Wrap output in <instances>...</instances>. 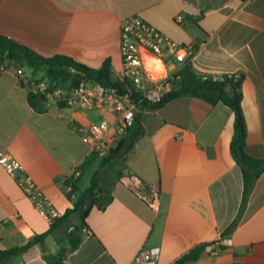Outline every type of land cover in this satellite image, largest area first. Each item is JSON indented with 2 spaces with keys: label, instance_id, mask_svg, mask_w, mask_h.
<instances>
[{
  "label": "crops",
  "instance_id": "crops-1",
  "mask_svg": "<svg viewBox=\"0 0 264 264\" xmlns=\"http://www.w3.org/2000/svg\"><path fill=\"white\" fill-rule=\"evenodd\" d=\"M128 14L192 43L200 79L242 75L244 150L264 156V0H0V34L89 66L108 58L116 71L118 24ZM27 93L11 70L0 73V151L22 165L58 215H41L0 166V250L35 237L0 264H49L58 254L62 264H144L135 255L155 247L153 264H169L198 242L213 252L203 249L192 264H264V170L241 203V173L228 148L232 110L214 91L138 107L121 159L113 151L98 156L80 138V127L113 120L111 111L42 99L36 109ZM94 171L108 200L90 203L83 223L73 211L61 216ZM130 173L157 188L152 203L124 183ZM71 233L79 235L74 247Z\"/></svg>",
  "mask_w": 264,
  "mask_h": 264
},
{
  "label": "built area",
  "instance_id": "built-area-1",
  "mask_svg": "<svg viewBox=\"0 0 264 264\" xmlns=\"http://www.w3.org/2000/svg\"><path fill=\"white\" fill-rule=\"evenodd\" d=\"M180 21V15H175ZM118 50L120 67L112 71L113 81L118 85L103 84L84 78H74V83L49 82L46 78H34L26 74L21 66L13 62H0V73L11 70L28 92L41 96L45 104H79L85 108L104 107L114 114L111 121L100 119L80 127V138L98 156H106L122 141L126 130L134 121L140 106H158L156 103L164 93L177 86L179 68L183 63L192 64L195 46L182 43L161 33L155 26L137 14L122 16L118 24ZM70 70L75 71L73 68ZM71 78V77H70ZM215 78H222L215 77ZM72 79V78H71ZM0 166L14 178L36 210L44 217L58 215L50 201L42 194L31 176L8 152L0 151ZM74 175L78 170L74 169ZM124 183L141 199L152 203L157 197V188H146L133 174L124 175ZM69 191L70 184H62ZM86 231L85 228H83ZM213 252V247L204 245ZM157 248L140 250L135 259L144 264H153Z\"/></svg>",
  "mask_w": 264,
  "mask_h": 264
},
{
  "label": "trees",
  "instance_id": "trees-1",
  "mask_svg": "<svg viewBox=\"0 0 264 264\" xmlns=\"http://www.w3.org/2000/svg\"><path fill=\"white\" fill-rule=\"evenodd\" d=\"M4 60L11 61L16 65L21 66L26 74L28 72V75L31 77L46 78L49 82L58 83L61 82V78L63 77H71L72 79L84 78L98 81L103 84L118 85L117 82L113 81L108 58H105L98 66H89L75 60L65 53L42 55L13 38L0 34V62ZM70 68H73L75 71L70 70ZM178 74L179 78L177 86L171 91L164 93L156 104L160 105L169 97L183 92L193 93L197 90L206 89L214 91L216 97L230 106L232 110V132L228 148L231 157L240 169L242 180V203L254 178L264 170V156H253L244 150L245 128L240 107V81L242 75L238 74L235 78L223 75L220 79H200L192 70L191 65L187 62L181 65ZM229 90L231 91L230 94L228 93ZM27 99L30 105L36 109L41 108L40 100L42 98L40 95L28 92ZM126 148L127 143L123 138L120 144L112 151L117 158L121 159L122 151ZM104 158L106 157L104 156ZM64 183L70 184V190L68 191V193H70V191L74 189L72 181L66 179L64 180ZM88 193H91L92 196L91 203H95L97 206H101L108 200V197L104 193V189L97 183L95 171L90 177L89 184L80 190L73 199L71 206L67 208L61 216L73 211L80 219V222L83 223L88 207L83 209L82 201ZM68 238L70 246L74 247L79 240V235L71 233ZM34 239L35 237L26 241L24 244L0 250V256L15 254ZM205 244L206 242H198L191 245L176 256L169 264H192L203 251ZM58 257H60V254L50 261L49 264H62Z\"/></svg>",
  "mask_w": 264,
  "mask_h": 264
},
{
  "label": "water",
  "instance_id": "water-1",
  "mask_svg": "<svg viewBox=\"0 0 264 264\" xmlns=\"http://www.w3.org/2000/svg\"><path fill=\"white\" fill-rule=\"evenodd\" d=\"M61 82H63L64 85H69L70 83L73 84L74 83V80L71 79L70 77H63L61 78ZM228 93L230 94L231 91L229 90ZM91 200H92V196H91V193H88L84 198H83V201H82V206H83V209H85L90 203H91ZM76 228V225H70L66 231V233H69L71 229H75Z\"/></svg>",
  "mask_w": 264,
  "mask_h": 264
}]
</instances>
